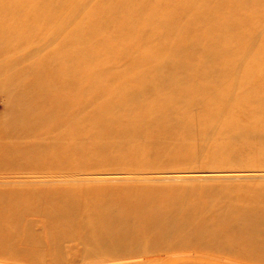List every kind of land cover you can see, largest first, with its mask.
I'll return each instance as SVG.
<instances>
[{
	"label": "bare ground",
	"instance_id": "6f19581e",
	"mask_svg": "<svg viewBox=\"0 0 264 264\" xmlns=\"http://www.w3.org/2000/svg\"><path fill=\"white\" fill-rule=\"evenodd\" d=\"M260 18L264 0H0V89L9 99L0 170L8 159L17 169L79 172V162L86 169L125 153L131 164L150 154L217 160L243 153L231 143L236 133L264 141V88L236 90L252 78L264 82V46L251 39L264 38ZM116 108L128 116L114 115ZM217 108L239 121L253 117L254 130L229 118L204 123ZM250 155L263 157L264 147ZM182 183H143L136 192L108 184L0 187V264H131L115 263L106 246L122 249V259L145 253L143 264H264V205L239 210L214 195L216 186ZM237 190L264 201V182ZM134 229L151 235L129 237ZM229 229L237 237L222 234ZM18 240L43 249H15ZM73 240L92 245L52 253ZM192 249L206 254H181Z\"/></svg>",
	"mask_w": 264,
	"mask_h": 264
},
{
	"label": "rangeland",
	"instance_id": "374dc122",
	"mask_svg": "<svg viewBox=\"0 0 264 264\" xmlns=\"http://www.w3.org/2000/svg\"><path fill=\"white\" fill-rule=\"evenodd\" d=\"M173 1H175V0H173ZM257 22L260 23L261 25H264V20H262L261 18L259 20H257ZM260 37L261 36L259 35L257 37L251 38V39H253L252 46H257V45L264 46V38L261 37V39L263 40L262 41L260 39ZM243 57H244L243 55L240 56V58H243ZM242 61H244V59H242ZM207 69H212V67H208ZM90 82H93V80H91ZM144 82H145V84H148V82L146 80H144ZM145 86H147V85H145ZM263 88H264V82L262 80H260L258 78H252L244 86V88L238 87V89H236V90L239 93H245L246 92V93H248V95L249 94L251 95L254 92H256V93L260 92V90H262ZM147 91L148 92L146 93V97L147 98H150V97L153 98L154 90L151 89L149 85L147 86ZM250 99H252V101L255 100L254 98H250ZM249 104L251 106H253L252 105L253 103H247L245 105H243V104L242 105L245 107H248ZM8 108H9L8 96L3 89H0V118L7 116L8 112H9ZM52 109H54L53 105H52ZM114 115L119 116L121 118L128 116L127 113L125 112V110L122 108H116L114 110ZM213 115H214V113L210 114V116L207 119H205L203 122L206 124L212 123L216 126H221L222 123L226 119L229 118L228 125H234L235 127H238V125H247L251 131L254 130L253 122H257V120H254L253 117H250L249 115H247L246 118H244V119L242 118L241 121H239L236 118H234V117H236V115H234V114H232V116H226L227 114L223 109H218L217 112L215 113L214 117H213ZM212 117H213V119H212ZM211 119H212V122H211ZM79 131L81 132L80 129H79ZM56 132H57V130L52 131V133H56ZM234 133H236V132H234ZM239 138H240V134H238V133L234 134L231 137V143L233 144V146H235L236 151H240L241 149H243V153H236V154L228 155V156L222 155L217 160L210 159V157L207 154H202V155L198 156L197 158H196V156H189V155H186V156L181 157V158H173V157H169V156H165V155L164 156L159 155L156 157L155 155L150 154L147 157H145L144 159H142V163L141 162L136 163L135 160H132V164H131L130 156H132V154L125 153V156L129 157V158L123 157V158H120L116 161H105L104 159L98 160L96 162L94 161L95 163L93 162L94 164L92 166H88V168H86V169H84L86 166V163L79 162L81 165H83V166H81V169L79 170V172L76 169L75 170L76 172L73 171L71 173H62V172L61 173L60 172L52 173V171H44L43 169H42V171L40 169H31L32 170V172H31V170H25L23 168H18V169L14 168L12 160L3 159L1 161L3 172L0 170V172H1L0 173L1 174L0 175V185H1L0 187H2V188L7 187L8 189H10L12 187L18 186V188L22 187L25 189L31 188V189H38L39 190V189H43L44 187L47 189V186L49 185L55 189L67 188L66 186H68V188L72 187V188H80L81 189L82 188V187H80L81 184H82L83 188L90 187V184L91 185L95 184L96 186H98L100 184H104V185L108 184V185H114V186L129 185L131 187L133 185L134 188L132 190L136 192V189L138 191H139V189H142L143 183H152V184L161 183L160 185H165V186H168L167 183L170 184L169 186H171V185L173 186L176 183L177 185L180 184V186H181V183L183 182V183H186V185H184V186H190L191 185V187H196L198 189L201 188L202 185L203 186H205V185L216 186L217 188L214 190L215 191L214 195L219 194L220 200L223 199L224 202H226V204H228V205H235L239 210L243 208L244 202H250L251 201L252 203L255 202V204L259 203V204L264 205V201L258 202L256 199L248 196V193H246L247 194L246 195L242 191L237 190V188H240L243 185L251 186V185H257L261 182H264V156L263 157H257L256 155H250V154L255 153L258 149L263 148L264 147V141H262V137H260V136L257 137V136H249L248 135V136H245L241 139H239ZM25 145H26L25 142L24 143L21 142L19 144L20 147H23ZM233 150H234V148L231 147L230 152H232ZM246 152H249V153H246ZM6 155H7L6 151L0 150V159L5 158ZM121 156H123V155H121ZM250 156L254 157L253 161L250 160ZM161 157L164 159H162ZM194 157H195V160L193 159ZM192 160H194V161H192ZM125 161H128L129 163H127ZM255 161H262V162H255ZM109 162H110V164H109ZM177 162L180 165L177 164ZM162 163H164V164H162ZM175 163L177 165H175ZM73 164L70 166L71 168H73L75 166V164L74 165ZM256 165H258V166H256ZM129 166H131V167H129ZM86 170H88V171H86ZM83 171H84V173H83ZM89 171H91V172H89ZM85 178H87V179H85ZM85 180H88V181H85ZM44 181H46L47 183ZM105 181H108V182H105ZM178 182H180V183H178ZM191 183H193L194 185ZM73 184H76L75 187ZM78 184H79V186H78ZM85 184H86V186H85ZM213 189H214V187H213ZM126 191H128L130 193L131 189L122 191V193H120V196H124L126 194ZM161 199H162V197H159V198H156L155 200H161ZM31 216H33V217H31ZM108 217H111V216H108ZM34 218L36 219V218H38V216L35 217L34 215H30V214H28L26 216V219H28L30 221H34L35 220ZM22 228L25 230L26 229L28 230V227L25 228V226H23ZM22 228H20V231H19V234L21 237H22V234H21L22 232L26 233V231L21 232ZM137 230L138 229L128 231L127 234H129V237L138 238L139 236H146L149 233V232H146L144 234L143 233L144 231L142 232L140 230H138V231ZM31 231H34V233L37 234L38 236H41V234H44L41 232L42 231L41 228L40 229L35 228L34 230L31 229ZM132 232L134 233V235H131V234H133ZM223 232L224 233H222V234L224 236H235V237H237V234L235 233L234 230L231 231L229 229L228 231L224 230ZM138 233H139V235H138ZM251 233H253V231H251ZM254 234L256 235L255 242L257 241L256 243L259 244L260 241H262V240H258V239H261L263 237V235L258 234L256 232ZM148 235H151V234H148ZM257 235H258V237H257ZM73 241H75V242L61 241V244L59 247L60 252L57 253L58 252V250H57L56 253L54 251H52V253H54L55 256H57V254H62V255L64 254V255L68 256L69 253L71 252L70 250H73L76 253L78 250L83 249V247L86 249V246L88 247V245H89L91 247V245H92L89 242V240H85V242H83V241L76 242V240H73ZM87 241H88V243H87ZM18 242L15 243V249H20L23 251L25 250L28 252L33 251V250L37 251V250L43 249V247H39L36 244H34V245L26 244L25 245L21 242V240H18ZM74 247H76V248H74ZM29 249H31V250H29ZM44 249H46V247H44ZM118 249L119 248H113L112 246H109V247L106 246V248L105 247L103 248L105 253L110 254V255H115V256H113L115 263L117 261H119V262L121 261L120 263H131V264L135 263L136 264V262L139 261L137 264H139V263L143 264L146 262V260H149V258H150V257L145 256V259H144L143 255H145V253L140 252L141 254H137V253L133 254V255L131 254L128 258L122 259V258H120V256H117V255H119V253H121L123 250L122 249L118 250ZM192 251L193 252H191V250L190 251L187 250L186 253L181 252V254H183L185 256H187L190 253H192V255H194V254H203V255L206 254V252H194L193 249H192ZM183 252H185V251H183ZM85 253H86V251H85ZM155 253H157V252H155ZM155 253H153V254H155ZM221 253H222V251L221 252L217 251L213 258L214 259L220 258L219 254H221ZM223 253H225V252H223ZM54 254H52V255H54ZM136 255H138V256H136ZM79 261H80V257H78L74 262L78 263ZM141 261H142V263H141Z\"/></svg>",
	"mask_w": 264,
	"mask_h": 264
}]
</instances>
